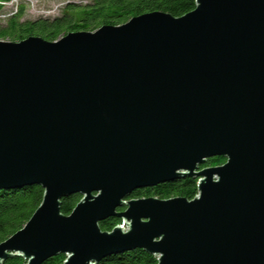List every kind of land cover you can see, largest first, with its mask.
<instances>
[{"label": "water", "instance_id": "water-1", "mask_svg": "<svg viewBox=\"0 0 264 264\" xmlns=\"http://www.w3.org/2000/svg\"><path fill=\"white\" fill-rule=\"evenodd\" d=\"M212 156L225 161L200 168ZM185 176L198 178L192 199L124 201ZM23 185L42 199L0 242V264L134 248L156 264H264V0L0 40V188ZM110 216L122 224L102 230Z\"/></svg>", "mask_w": 264, "mask_h": 264}, {"label": "trees", "instance_id": "trees-1", "mask_svg": "<svg viewBox=\"0 0 264 264\" xmlns=\"http://www.w3.org/2000/svg\"><path fill=\"white\" fill-rule=\"evenodd\" d=\"M28 0H0V40L19 41L28 36H39L56 41L71 31H93L102 25H120L133 16L152 11H164L180 16L195 7V0H61L64 1L56 15L26 18ZM15 8H6L13 4ZM225 158L212 156L200 168L222 164ZM198 178L185 176L164 181L153 186L133 189L124 201L143 197L170 198L182 196L192 199L197 194ZM43 189L36 185L0 188V242L24 226L40 204ZM81 198L72 194L62 199L60 210L69 214ZM125 203L116 212L125 210ZM122 224L118 216L99 222L102 230H111ZM65 255L48 257L41 264H62ZM156 257L141 248L109 254L97 264H156ZM19 255H11L1 264H24Z\"/></svg>", "mask_w": 264, "mask_h": 264}, {"label": "rangeland", "instance_id": "rangeland-1", "mask_svg": "<svg viewBox=\"0 0 264 264\" xmlns=\"http://www.w3.org/2000/svg\"><path fill=\"white\" fill-rule=\"evenodd\" d=\"M27 8L25 12L26 18H36L38 16H52L59 12L60 7L63 5L64 1L61 0H28ZM8 8H15L14 3L5 5ZM3 12H0L2 16ZM57 39L56 41H58Z\"/></svg>", "mask_w": 264, "mask_h": 264}]
</instances>
